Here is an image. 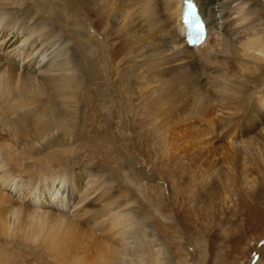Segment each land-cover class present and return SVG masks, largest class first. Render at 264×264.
<instances>
[{
  "label": "bare ground",
  "instance_id": "6f19581e",
  "mask_svg": "<svg viewBox=\"0 0 264 264\" xmlns=\"http://www.w3.org/2000/svg\"><path fill=\"white\" fill-rule=\"evenodd\" d=\"M81 1L78 4L85 5L83 12L104 19L107 26H114L116 35L125 42L123 51L138 59L134 63L135 73L124 77L123 88L118 85L120 81L114 71V90L102 91L101 81L106 73L104 30L97 32L93 23H85L74 33L60 32L55 29V9L40 0H0V264L31 261L35 264H151L149 239L144 238L145 243L141 244L133 236L135 227L144 224L133 222L128 213H117L118 206L104 209V204H100L97 207L99 218H104L97 236L90 233L91 226L89 229L78 227V220L71 214L89 205L90 196L97 195L102 185L90 187L91 191L87 189V194L75 200L70 174L49 173L52 159L43 153L45 148L60 147L69 139L81 141L84 135L80 122L89 110L95 111L91 114L93 117L105 114L107 121L100 131L111 132L121 103L117 101L136 89L135 103L152 121H165L167 111L179 106L188 108L180 112L185 113L180 119L173 120L170 116L164 128L159 121L156 129L164 150L172 158L170 161L178 157L172 167L180 168V174L186 172L181 170L178 146L189 149L190 155L198 160L196 156L216 142L212 127L218 128L214 109L219 104L228 112L227 120L222 121L225 123L219 125V130L228 134L225 137L230 139L228 146L239 145L246 155L255 147L253 150L260 156L262 167L250 158L249 163L256 165L252 172L264 180V133L252 132L250 138L232 142V135L243 133L244 127H257L254 118L263 124L264 41L258 30L245 34L246 37L238 32L236 40L229 39L237 33L231 30L235 19L253 27L251 18L256 10L246 8L249 0H191L198 7L207 30L203 42L192 47L185 43L186 0ZM68 34L80 49L69 47L65 39ZM254 52H259L261 57ZM116 58L112 53L110 59ZM203 61L209 64L208 70L217 73L199 71L197 66ZM186 68L188 72L184 71ZM201 120L209 121V126L204 127ZM239 120L243 126L237 124ZM172 123L175 125L166 130ZM56 134L60 136L54 137ZM89 143L96 148L109 144L98 137ZM37 145L43 149L38 150ZM109 150L114 149L109 147ZM214 151L205 152L214 156ZM23 154L33 155L23 161ZM27 161L35 163L23 169L22 164ZM204 163L207 167L202 171L205 170L206 180L198 186L205 199L212 202L216 188L213 180L220 182V188L228 193L232 178L227 179L215 163ZM188 171L193 173L192 169ZM22 174L27 175L23 176L27 180L21 178ZM99 202L102 203L100 199ZM21 213L25 221L18 223ZM87 240H92L98 249V254L93 253L94 260H86L79 250L81 246L85 248ZM14 249L28 256L17 260Z\"/></svg>",
  "mask_w": 264,
  "mask_h": 264
},
{
  "label": "rangeland",
  "instance_id": "374dc122",
  "mask_svg": "<svg viewBox=\"0 0 264 264\" xmlns=\"http://www.w3.org/2000/svg\"><path fill=\"white\" fill-rule=\"evenodd\" d=\"M40 2L49 8L55 9L57 14L55 16L57 19L55 29L60 32L66 30L74 33L80 28L79 26L85 23L86 25H92L93 23L98 30L97 32L105 31L103 33V40L106 42L103 50L105 56L103 60L105 66L103 68L108 77L106 79L104 74L105 77L101 81V83L103 82L101 84L102 91L114 90V71L117 74V79L119 78L118 81H120L118 85L123 88V84H125L124 77L135 73L134 63L138 59H134L123 51L122 44L125 42L116 35V28L107 26L106 21L96 15L92 16L83 12L85 5L78 4V2H82L81 0H40ZM246 6V8L256 10L255 15L251 18V21H254L253 27L246 26V21L235 19L231 30L237 31V33H235V37L229 39L236 40L238 32L245 35L253 34L255 30H258L264 41V2L262 0H249ZM106 28L108 31H106ZM65 39L70 48L80 49L79 46L73 43L72 35H66ZM112 53L117 56L114 61L110 59ZM254 54L261 57L259 52H254ZM208 65L206 61H203L197 67H199V71L202 70L201 72H205V74H216L217 72L208 70L210 68ZM188 69L184 71L188 72ZM201 79L205 80L203 76H201ZM263 87L264 80L261 84V88ZM137 94L138 89L133 94H121L123 97L120 96L121 101H117L118 104L121 103L117 115L112 121L114 127L111 132L100 131V128L107 121L105 114L93 117L91 114H94L95 111L90 112L89 110L80 122L82 125L80 129L84 135L80 139L81 141L75 142L69 139V142L65 141V144H62V146L60 144V147L59 145L52 146V148L44 147V155L47 154L52 159V161L49 159L51 163L50 166L48 165L52 170H49L48 167L47 170H49V173L66 172L70 174L68 175L69 182L74 187L75 200L91 191L90 187L102 185L99 187L97 195L95 193L90 196L89 201L91 203L89 205L81 206V209L79 208L71 214L78 220V227L89 229L91 226L90 233L97 236L100 234L99 225H103L100 222L104 220V218H99L97 207L104 204L103 208L106 209V207L116 205L118 206L117 213L120 211L128 213V218L132 217L133 222L145 225L139 226L137 224V227L134 226L133 236L134 238L137 237V242L141 244L145 243L144 238L149 239H147L149 242L147 247L149 250L148 257L152 259L151 264H264V180L260 179L255 171L252 172L256 170V165L262 167L263 163L260 156L256 154L257 152L253 150L255 147L251 149V153L247 154L250 155L248 157L241 146H228L230 139L225 138L228 134L219 130V125L225 123L222 122L223 118L227 120L228 112L224 107L217 104L219 107L215 106L214 121L217 122L218 128L215 127L216 125L212 127V134L216 137V142L212 148L207 145L206 149L199 153V156H196L198 160L190 155L189 149H183L181 145L178 146L177 150L180 152L179 162L181 163L179 164L181 170L186 172L180 174V168L175 165V167H172V164L177 162L178 157H175V159L177 158L176 161H170L171 157L169 158L164 150L162 139L158 134L159 131L156 129H158L159 121L162 122V128H164L165 121L168 122L170 116L173 120L180 119L185 115V113H182L186 112L188 108L184 105L183 107L179 106L178 109L167 111L165 121L163 119L152 121L145 114V111L143 113V109L136 105ZM97 105L95 104V106ZM184 109L185 111H183ZM207 115L210 116L211 114ZM255 116L256 114L253 115V117ZM217 117L219 120L216 119ZM261 118L263 124L254 118L255 125L258 124L257 127H244L243 133L239 131L235 136L232 135V142H240L243 139L250 138L252 132L263 134L264 115ZM201 121L204 122V127L209 126V121ZM201 121L199 124L202 125ZM237 124L243 126V121L239 120ZM115 125L118 127H115ZM174 125V123L170 124L166 130L171 129ZM178 135L180 136L181 133L179 132ZM57 136L60 135H54V137ZM97 137L105 139L109 144L105 147L102 146L104 148L94 147L89 141ZM45 143L47 141L43 145ZM109 147L114 150H109ZM39 149L41 151L43 147L38 146ZM212 149H215L214 156L207 153ZM26 150H29V148ZM184 153L188 154L187 158L184 157ZM32 155L23 154L22 160H29ZM174 155L175 153L172 154V157ZM249 158L251 161H257L256 165H253L252 162L249 163ZM43 160H46V158H43ZM205 161L215 163L217 169L219 167L227 176V179L232 178V184L230 185L232 188L228 193L220 188V182L216 179L213 180L216 188L213 190L215 196L212 202L205 199L198 186L206 180L205 173H203L205 170L202 171L207 167ZM34 163L31 161L23 162V169L26 166H33ZM191 169L193 173L188 171ZM20 176L23 180H27L24 179L27 176L26 174ZM10 194L13 195L14 192L11 190ZM98 197L102 203L99 202V199L96 201ZM108 198L109 200H107ZM21 214H19L21 220L18 216V223L25 221L24 214H22L23 216ZM144 234L146 236H143ZM100 241H104V239L101 238ZM92 243L94 244L92 240H87V244H84L85 248L83 249L81 246L79 249L82 252V257L86 260H94L95 255L98 254V249L94 248L95 244L92 245ZM87 245L88 247H86ZM14 252L17 255V260L20 256H28L23 251L18 252L14 249ZM88 254L90 255L88 256ZM35 263L34 261L29 262V264Z\"/></svg>",
  "mask_w": 264,
  "mask_h": 264
},
{
  "label": "snow or ice",
  "instance_id": "6c2138e0",
  "mask_svg": "<svg viewBox=\"0 0 264 264\" xmlns=\"http://www.w3.org/2000/svg\"><path fill=\"white\" fill-rule=\"evenodd\" d=\"M187 4H188V7L191 8L192 5H191V0H186Z\"/></svg>",
  "mask_w": 264,
  "mask_h": 264
},
{
  "label": "water",
  "instance_id": "95a60500",
  "mask_svg": "<svg viewBox=\"0 0 264 264\" xmlns=\"http://www.w3.org/2000/svg\"><path fill=\"white\" fill-rule=\"evenodd\" d=\"M264 2V0H262Z\"/></svg>",
  "mask_w": 264,
  "mask_h": 264
}]
</instances>
